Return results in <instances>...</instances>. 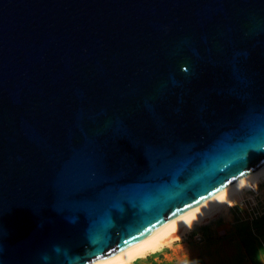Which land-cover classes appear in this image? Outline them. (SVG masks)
Instances as JSON below:
<instances>
[{
    "label": "water",
    "instance_id": "1",
    "mask_svg": "<svg viewBox=\"0 0 264 264\" xmlns=\"http://www.w3.org/2000/svg\"><path fill=\"white\" fill-rule=\"evenodd\" d=\"M264 167V0H0V264H92Z\"/></svg>",
    "mask_w": 264,
    "mask_h": 264
},
{
    "label": "crops",
    "instance_id": "2",
    "mask_svg": "<svg viewBox=\"0 0 264 264\" xmlns=\"http://www.w3.org/2000/svg\"><path fill=\"white\" fill-rule=\"evenodd\" d=\"M260 184H264V181ZM246 193L248 191H245L243 196ZM246 200L248 202L243 210L237 207V211H233L234 218L231 221L221 213L214 223V230L213 227H203L196 238L178 242L179 239L183 240L184 233L197 229L204 223L191 224L181 236L164 244L154 245L147 253L129 254L125 258L127 264H146L147 261H143L145 259H150V264H264V204L259 205L257 209L249 199ZM259 210L262 213L257 216ZM120 262L122 261L116 264Z\"/></svg>",
    "mask_w": 264,
    "mask_h": 264
},
{
    "label": "bare ground",
    "instance_id": "3",
    "mask_svg": "<svg viewBox=\"0 0 264 264\" xmlns=\"http://www.w3.org/2000/svg\"><path fill=\"white\" fill-rule=\"evenodd\" d=\"M262 179H264V167H261L257 169L256 171L244 177H241L240 179L233 182L232 184L225 187L224 189L220 190L219 192H217L210 198L206 199L205 201L195 205L194 207H191L190 209L182 212L176 217H173L172 219L168 220L166 223H164L163 225H161L160 227H158L156 230L149 233L148 235L131 243L130 245L121 249L120 251L106 258L97 260L93 262L92 264H116L120 260H122L124 256H129V254L132 255V253L136 252L139 249L140 250L141 249L150 250L154 245H157L158 243H160V241H163L165 237L169 236L170 233L173 232L172 230L175 229V227L186 224V222H188V220L186 221V219H188L189 217L193 218V216H196V214L199 215V213H202V212L203 214L205 213L210 214V212L214 208H216L218 205L221 204L222 206H225L224 204L226 203L228 204L230 201H233V200H240V202H242L243 200H246V199H243L244 191H248L249 193L250 185L253 182L255 183L259 182ZM245 186H246V189L244 188ZM254 198L256 197L250 194L248 199L254 200ZM203 214H200L201 217ZM177 234L178 233H175V236H177Z\"/></svg>",
    "mask_w": 264,
    "mask_h": 264
},
{
    "label": "rangeland",
    "instance_id": "4",
    "mask_svg": "<svg viewBox=\"0 0 264 264\" xmlns=\"http://www.w3.org/2000/svg\"><path fill=\"white\" fill-rule=\"evenodd\" d=\"M262 181H264V179H262V180H260L259 182H253L251 185H253V186H257V188H258V190H259V196L257 197V198H254V200H249V202L251 203V204H254V208H257V209H259L258 207H259V205H261V204H264V184H260V183H262ZM258 184H260V185H258ZM245 189H246V186L244 187ZM245 192V191H244ZM244 198L245 199H248L249 197H248V193H246L245 195H244ZM239 201L240 200H233V201H230L228 204L226 203V204H224L225 206H222L221 204L220 205H218L216 208H214L211 212H210V214H208V215H206V214H203V216L202 217H189L188 219H186V221L188 220V222H186V224H184V225H180V226H178V227H175V229H173L172 231V233L169 235V236H167V237H165L164 238V240L163 241H160V243H158L157 245H161V244H164V243H166L167 241H170L171 239H174V238H176V237H179V236H181L184 232H186L187 230H188V228L190 227V224H192V225H195V224H198V223H201V224H203V225H201L200 227H198L197 229H194V230H190L189 232H186V233H184L183 235H182V238H183V240L182 239H179L178 240V242H186V241H188V238H196V236H198V234L199 233H201V231H202V229H203V227H206V228H208V229H210V227H213L212 229L214 230V223H215V221L218 219V218H220V215H221V213L224 215V217H226L229 221H231V219L232 218H234V213H233V211L234 212H236L237 211V207H239L238 205H239ZM218 209V210H217ZM216 210V211H215ZM242 210H243V208H242ZM206 212V211H205ZM203 213V212H202ZM202 213H199V215L200 214H202ZM261 213L262 212H260V210H259V213H257V216H259V215H261ZM196 215H198V214H196ZM243 215L244 216H246V214H245V212H243ZM191 220V221H190ZM200 220V221H199ZM178 228V229H177ZM175 233H178L177 234V236H175ZM175 236V237H174ZM185 236V237H184ZM157 245H155V246H157ZM152 250V248L150 249V250H137L136 252H134V253H136V255H142V254H144V253H147V252H149V251H151ZM125 258H127V256H124L123 258H122V260H120V261H122V262H120L119 264H127V259L125 260ZM124 261H126V262H124ZM144 262H146V264H148L149 262H150V259L149 260H143ZM150 264V263H149Z\"/></svg>",
    "mask_w": 264,
    "mask_h": 264
},
{
    "label": "built area",
    "instance_id": "5",
    "mask_svg": "<svg viewBox=\"0 0 264 264\" xmlns=\"http://www.w3.org/2000/svg\"><path fill=\"white\" fill-rule=\"evenodd\" d=\"M249 192L251 193V195H253L256 198L259 196V190L256 186L250 185ZM247 202L248 200H243L242 202L239 203V207L244 208L245 205H247Z\"/></svg>",
    "mask_w": 264,
    "mask_h": 264
}]
</instances>
